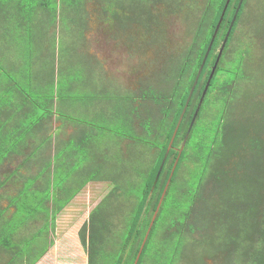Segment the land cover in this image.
Listing matches in <instances>:
<instances>
[{"label":"trees","instance_id":"obj_1","mask_svg":"<svg viewBox=\"0 0 264 264\" xmlns=\"http://www.w3.org/2000/svg\"><path fill=\"white\" fill-rule=\"evenodd\" d=\"M89 1L96 3L102 16H108V19L125 29L134 23L148 28L150 9L156 0H28L26 7L29 10L48 11L54 18L58 12L59 16L74 15L75 27L81 28L85 4ZM161 1L174 9H194V3H197V0ZM243 1L195 120L202 109L204 98L216 79V73L227 71L222 65L223 58L227 59L229 52L232 56L236 49V46L231 49L229 42L233 41L235 25L243 10ZM225 3L226 0H204L203 7L199 10L200 15L197 14L195 17L190 42L172 62L168 73L162 79L163 85L157 86L155 82L154 86H148V89L139 96L143 100L144 93L148 90L153 92L151 98L146 94L147 99H152L158 107L159 116L155 121L158 119L163 121L161 128L155 130L156 127L152 123L149 129V133H152L149 136L155 134L151 143L156 145L154 146L157 149L156 159L152 167L147 168L148 170L139 176L141 182L139 186L137 185L136 200L132 204V210L124 217L125 224H112L111 217L117 215L115 211L91 212L88 225L82 226L79 231L80 241L87 251L88 264H133L177 158L137 264H191L195 249L198 250L196 254L198 262L195 264H209L208 260L213 261V264H264V126L252 131L248 128L243 129L241 123H237L232 101H226L216 138L209 148L194 192H187L177 181L178 177L176 178L185 145L180 154L178 148L214 65L215 60L212 61L211 58L220 49L239 0H230L226 7L221 25L195 85L196 91L190 98L175 132L172 147L154 183L172 131L176 127ZM248 55L247 51L245 59L240 62L241 73L235 75L229 82L219 84L218 89L222 94H227V98L229 94L234 97L236 90L242 87L246 89V85L250 83H248L250 68L246 65ZM198 87L201 91L199 95ZM255 94L253 98L255 102H264V87ZM150 117L149 114L146 119L148 126L151 122ZM17 149L19 148L0 146V166L1 161L6 156L16 153ZM41 150L46 154L45 148ZM21 166L28 168L33 164L27 162ZM39 169L47 171L49 163L42 162ZM178 187L180 188L176 194L174 189ZM220 187L222 191H219ZM118 188L114 190L117 191ZM107 197L110 198L111 195ZM227 197L233 198L231 201L233 206L227 220L224 221L222 208L217 207L221 206L223 200L227 203ZM181 198L184 203L187 201L185 208L178 207ZM7 221L9 223V220ZM10 225L12 224L9 223Z\"/></svg>","mask_w":264,"mask_h":264},{"label":"crops","instance_id":"obj_2","mask_svg":"<svg viewBox=\"0 0 264 264\" xmlns=\"http://www.w3.org/2000/svg\"><path fill=\"white\" fill-rule=\"evenodd\" d=\"M30 22L31 19L22 17V25L30 27ZM52 24L56 26L57 21L52 20ZM6 26V20L0 17V34ZM125 29L128 32L130 28ZM113 30L112 34L123 33L121 27ZM104 31L105 28L77 27L73 37L78 59L70 60L77 61L79 67L83 63L82 66H88L89 71L98 75L90 76L86 82L96 96L89 97V101L99 99L104 103L115 96V104L107 106L110 111L101 110L98 105L99 109L90 107L81 113L82 119L70 115L71 97L56 82L57 61L53 60L48 75L49 92L42 90L41 84H45L43 79L46 78L35 57L31 66L29 60L19 66L9 55L3 64H7L12 75L6 74L5 67H0V146L19 148L6 156L0 166V264H26L24 257L18 254L20 235L22 232L32 234L40 225L49 229L47 248L28 264H88L79 231L88 225L91 212L111 209L114 212L120 206V217L115 215L111 220L113 225H123L124 217L132 210L139 178L138 148L143 145L140 142H146L142 134L149 137L150 131L149 126L145 129L147 121H140L138 114L142 106L147 109L151 106L139 97L137 88L127 84L130 73L123 72L120 60L107 58L109 40L104 38ZM6 39L0 36V47L2 42L7 43ZM5 51L6 48L0 55ZM25 54L32 57L28 52ZM99 86L103 91H96ZM61 102L64 105L60 106ZM148 145L151 161L147 162V168L150 169L157 149L154 143ZM41 148H45L46 154ZM27 162L33 166H21ZM42 162L49 163L47 171L39 169ZM115 188L121 193L117 199H110L111 209H104L106 197ZM27 191L33 197V208L26 206ZM23 206L24 211L36 212L34 217L24 221L22 226L20 222L9 226L7 220L10 222Z\"/></svg>","mask_w":264,"mask_h":264},{"label":"rangeland","instance_id":"obj_3","mask_svg":"<svg viewBox=\"0 0 264 264\" xmlns=\"http://www.w3.org/2000/svg\"><path fill=\"white\" fill-rule=\"evenodd\" d=\"M27 2L28 0H0V17L6 20L7 25L6 29L3 30L4 32L0 34V36L4 35L7 38V43L5 41L2 42V47H0V51L6 48L4 54L0 55V67H5L6 74L10 73L7 64H3V62L8 60L9 55L11 61L19 66H22L27 60H29V66H31L32 60L35 58L38 59L41 73L46 78V80L43 79L45 84H41V87L43 91L49 92L51 91V86L48 83L51 81H49L48 75L50 74L51 66L53 67V60L57 61L56 82H58V87L60 89L63 87L62 89L71 97V101L68 102L70 108V110L68 109V113L70 115L82 119L83 116L81 115L87 108L99 109L98 105H101V110L110 111L107 106L113 103L115 104V96H113L112 100H106L104 103L102 101L100 102L99 99L89 101V97L96 98V96L91 92V85H87L86 82L90 80V76L96 77L98 75L93 70L89 71L88 66H82L84 65L83 63L79 67L77 61L72 62L70 60H76L77 58L75 52L76 38L73 37L77 29L75 23H73L75 16L71 14H67V16L60 14L59 16L58 12L54 18L52 17L53 14L48 11L41 10L39 12V9H26L27 7L23 5H26ZM22 3L23 5H21ZM203 3L204 0H197V3H194V9H174L172 6L169 7L167 4L162 3L161 0H156L154 6L152 8L150 7L151 18L148 20V28H143L139 23H135L128 25V28L131 27L128 32H126V29H123V33L117 35L112 33H114L113 28L118 27V25L108 19V16H102L96 3L89 1L85 4L82 27H86V29L90 28L91 30L94 28H105L103 33L104 38L109 40L106 47L107 58L111 57L120 60L123 72L130 73L127 84L133 86V88H137L138 94L140 95L148 89L147 86H154L155 82L157 86L159 84L163 85L162 79L168 73L173 64L172 62L190 42L196 21L195 17L203 7ZM23 16L31 19L30 27L21 24ZM53 19L57 21L56 26L52 24ZM115 31L117 32V29ZM234 31L233 41H230L229 44L231 43V49L235 48V46L236 49L232 53V56L231 52H229L227 59L223 58L222 60V65L227 71H218L216 73V79L204 98L199 116L195 120L190 132H188L184 153L176 174V178L178 177L177 181L181 183V187L185 188L189 193L194 192V188L201 176L202 166L207 160L209 148L216 138L217 129L220 126L226 101H232V106H235L236 110L235 116L238 119L237 123H241L243 129L248 128L252 131L253 129L258 130L264 126V102H255L253 100L256 95L255 93L264 87V0L243 1V10H241V15L236 22ZM36 35L37 37H35ZM114 38L118 39L112 42L111 40ZM12 51H17L19 54L12 55L10 53ZM247 51L249 55L246 58V65L250 68L247 67L250 73V81L248 83H250L246 85V89L242 87L240 90H236L234 97L229 94L227 98V94H222L218 89L219 84L229 82L231 79H234L235 75L241 73L240 62L244 56L246 57ZM27 52L32 57H28L25 54ZM215 56L216 52L211 58L212 61ZM124 65H128V67ZM135 79L137 80V84H135ZM94 84L97 86V83ZM199 87L197 89L198 95L201 92ZM96 91L101 92L103 89H100L99 86L96 88ZM193 91L195 93L196 88ZM144 94L143 101L151 107L147 109V107L142 106L141 110L139 109V120L142 122L146 121L150 114L151 122L149 127L154 123L155 130L159 129L163 121L160 119L155 121L159 116L158 107L155 106L152 99L148 100L146 96V94H149L151 98L153 92L148 90ZM105 95H109V93ZM104 104H106L105 107ZM62 105H64V102H61L60 106ZM149 127L148 123H146L145 129L147 130ZM148 134L152 135L151 132ZM142 135L144 136L141 138L143 140L145 139L146 142H140L143 145L138 148V177L143 173V169L146 170L147 162L151 161V157L148 155L150 150V145L148 144L154 140L153 136L147 137L145 134ZM142 155L147 156L142 157ZM194 157L196 158L194 159ZM140 182L141 179L139 177L137 181L138 186ZM179 188L174 189L176 194ZM219 191H222L221 187ZM120 193L121 190L111 192V197L106 198L103 208L111 209L110 199H117ZM25 194L27 198L25 200L26 206L28 208L35 207V204H32L34 203L33 197L29 195L28 191ZM227 199V203L223 200L221 206L217 207L222 208L221 214L225 216L224 221L227 220V215L233 206L231 205L233 198L227 197ZM186 205L187 201L184 203V200L181 198L178 207L185 208ZM23 208L24 206L21 208L22 211L19 209L15 217L11 218L9 223L12 226L16 222H20L22 226L24 221H28L34 217L36 212L24 211ZM121 208L117 206V210H115V214L119 217L121 215L119 214ZM111 210L113 211V209ZM40 226L35 228L32 234H27L26 232L24 235L22 232V235H20L22 243L20 242L19 244L21 250H19L18 254L24 257L26 264L37 259L42 251L47 248L48 239H46V234L49 229H47L48 226L47 228ZM11 228L6 232L10 231ZM197 253L198 250L195 249L194 256L191 258L192 261H190L191 264L198 262L196 258ZM208 263L213 264V261L208 260Z\"/></svg>","mask_w":264,"mask_h":264},{"label":"water","instance_id":"obj_4","mask_svg":"<svg viewBox=\"0 0 264 264\" xmlns=\"http://www.w3.org/2000/svg\"><path fill=\"white\" fill-rule=\"evenodd\" d=\"M229 1H230V0H226V3H225V5H224V8H223V10H222V12H221L220 18H219V20H218V22H217V24H216V27H215L214 32H213V34H212V37H211L210 43H209V45H208V47H207V50H206L205 55H204V57H203L202 63H201V65H200V67L198 68V71H197V74H196V76H195V79H194L193 85H192V87H191V89H190V92H189V94H188V97H187V100H186V102H185V105H184V107H183V109H182V112H181V114H180V116H179V119H178V122H177V124H176V127H175L174 131H172V137H171V139H170V142H169V144H168V147H167V149H166V152H165V154H164V157H163V159H162V161H161V164H160V167H159L158 172H157V174H156V177H155L154 183L157 181L158 176H159V174H160V172H161V169H162V167H163V164H164V162H165V160H166L167 154H168L169 150H170L171 147H172V143H173L174 137H175V135H176L175 132L177 131V129H178L179 125H180V122H181V120H182V118H183V115H184V113H185V111H186V108H187L188 103H189V101H190V98H191V96H192V93H193V90H194V88H195V85H196V83H197V81H198V78H199V76H200V74H201V71H202L203 65H204V63H205V60H206V58H207V55H208V53H209V51H210V49H211V45H212V43H213V41H214V39H215V37H216V34H217L218 30H219V27H220V25H221V22H222V19H223V15H224V13H225V10H226V7H227ZM242 1H243V0H239V3H238L237 8H236V11H235V13H234V15H233V17H232L231 22H230L229 28H228V30H227V32H226V35H225V37H224V39H223V42H222V44H221V46H220V49H219V51H218V54H217L216 60H215V62H214V65L212 66V69H211L210 74H209V76H208V80H207V82H206V84H205V86H204V89H203V91H202V94H201V96H200L199 102H198V104H197V108H196V110H195V112H194V114H193V117H192V119H191V122H190V124H189V126H188V130H187V132H185V137H184V139H183V141H182L180 147L178 148V154L181 153V151H182V149H183V147H184V145H185V142H186V140H187V138H188V132H190V130H191L192 126H193V123H194L195 118H196V116H197V113H198L199 107H200L201 102H202V100H203V97H204V95H205V93H206V90H207V88H208L209 82H210V80H211V78H212V76H213V74H214V71H215L216 66H217V64H218V61H219V59H220V57H221L222 51H223V49H224L225 43H226V41H227V39H228L229 33H230V31H231L232 25H233V23H234V21H235V18H236L237 12H238V10H239V8H240V6H241ZM177 159H178V158H177ZM177 159L175 160V162H174V164H173V167H172V170H171L170 177H171L172 172H173V170H174V168H175V166H176ZM170 177H169V179H168V181H167V183H166V185H165V187H164V190H163V192H162V194H161V197H160L159 202H158V204H157V207H156V209H155V211H154V213H153V216H152V218H151V220H150L149 226H148V228H147V231H146V233H145V236H144V238H143V241H142V243H141V246H140V248H139V251H138V253H137V255H136V258H135L133 264H137V262H138V259H139V257H140L141 251H142V249H143V246H144V244H145V242H146V240H147V238H148L149 232H150V230H151V227H152V225H153V223H154V220H155L156 215H157V213H158V210H159V208H160L161 202H162L163 197H164V195H165V191H166L167 186H168V184H169Z\"/></svg>","mask_w":264,"mask_h":264},{"label":"flooded vegetation","instance_id":"obj_5","mask_svg":"<svg viewBox=\"0 0 264 264\" xmlns=\"http://www.w3.org/2000/svg\"><path fill=\"white\" fill-rule=\"evenodd\" d=\"M200 15V12L198 13ZM135 24V23H134ZM119 27V26H118ZM131 28V27H130ZM124 29V28H123ZM126 33V32H125ZM218 54V53H217ZM217 54H216V57H217ZM216 57L214 58V60H216ZM153 77V75H152Z\"/></svg>","mask_w":264,"mask_h":264}]
</instances>
